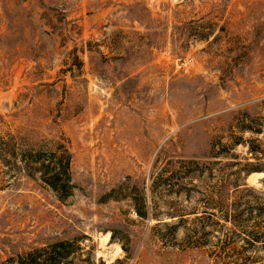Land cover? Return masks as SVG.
Wrapping results in <instances>:
<instances>
[{
    "label": "rangeland",
    "instance_id": "obj_1",
    "mask_svg": "<svg viewBox=\"0 0 264 264\" xmlns=\"http://www.w3.org/2000/svg\"><path fill=\"white\" fill-rule=\"evenodd\" d=\"M10 139L0 264L73 238L75 264H264L216 195L264 190V172L237 174L264 169V0H0V147ZM60 144L64 198L18 167L22 150ZM190 158L218 162L188 178Z\"/></svg>",
    "mask_w": 264,
    "mask_h": 264
},
{
    "label": "trees",
    "instance_id": "obj_2",
    "mask_svg": "<svg viewBox=\"0 0 264 264\" xmlns=\"http://www.w3.org/2000/svg\"><path fill=\"white\" fill-rule=\"evenodd\" d=\"M245 131L249 129L253 133H261L260 129H251L248 124H244L240 127V130ZM218 143H211V157H220L222 154L220 149L215 150V146ZM238 144H248L243 140L241 136L234 137L230 146H235ZM4 146L0 147V157L4 160L5 153L9 152L13 156L16 155L14 147H12L11 139L4 142ZM250 152H256L253 146L249 143L248 145ZM44 150H34L31 148L22 150L20 152V163L18 165L23 171H27L28 174L32 171L37 170L40 172L41 179L60 197L64 198L69 195L72 191L71 175H70V162L71 153L65 147V145L60 144L56 149L48 152V156L43 158L41 153ZM237 157L236 154H229ZM217 163V161H209L206 163L199 162L197 159H187L183 160L182 163L187 165V170L184 171L185 175L190 178L191 175L197 174L204 169L209 168L211 165ZM253 172H264V169L247 163V167H243L237 171L240 175L242 181L243 179ZM264 184V179L262 180ZM233 193L234 198L229 204L225 205L224 202L228 198L229 190L228 187L223 184L217 190L218 202L217 206L221 210V216L225 221L230 222L234 227L238 226L241 231H244L251 239L250 243H262L264 245V190H258L253 186H246L242 189L241 184L233 183ZM180 188V185H178ZM178 191V189H177ZM248 192L249 195L244 193ZM238 199H245L244 203ZM237 200V201H236ZM142 208L145 204L141 203ZM136 206V205H135ZM229 207V209L227 208ZM243 206L242 209H239ZM136 212L138 215H145V211L141 208L136 207ZM246 216L245 220L252 219V224L249 228H245L241 221H243V216ZM261 219V220H260ZM260 220V221H259ZM179 221H183V217L179 218ZM166 226L171 228L177 227V222L169 223L163 222ZM81 248L79 243H77V238L73 239H57L53 242L47 243L44 246L32 248L30 251L24 253H18L16 256L15 264H75V253ZM5 264H12L10 262Z\"/></svg>",
    "mask_w": 264,
    "mask_h": 264
},
{
    "label": "bare ground",
    "instance_id": "obj_3",
    "mask_svg": "<svg viewBox=\"0 0 264 264\" xmlns=\"http://www.w3.org/2000/svg\"><path fill=\"white\" fill-rule=\"evenodd\" d=\"M253 176H254V174H252L251 176H249V179H253ZM256 178V177H255Z\"/></svg>",
    "mask_w": 264,
    "mask_h": 264
}]
</instances>
